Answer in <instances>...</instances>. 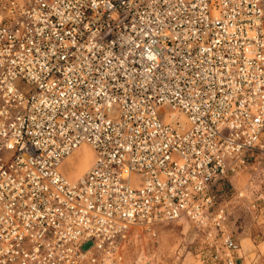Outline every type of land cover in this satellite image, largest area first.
<instances>
[{
  "label": "built area",
  "instance_id": "1",
  "mask_svg": "<svg viewBox=\"0 0 264 264\" xmlns=\"http://www.w3.org/2000/svg\"><path fill=\"white\" fill-rule=\"evenodd\" d=\"M261 150L264 0H0V264H160L124 250L183 220L237 264L226 189Z\"/></svg>",
  "mask_w": 264,
  "mask_h": 264
},
{
  "label": "rangeland",
  "instance_id": "2",
  "mask_svg": "<svg viewBox=\"0 0 264 264\" xmlns=\"http://www.w3.org/2000/svg\"><path fill=\"white\" fill-rule=\"evenodd\" d=\"M93 161V148L83 145L62 165V172L70 181H78ZM228 183L224 226L240 246L236 263L264 264V151L252 153L248 167ZM210 239L218 240L219 249L208 244ZM210 239L192 222L183 220L161 226L155 237L144 233L134 236L124 255L127 260H135L146 253L160 264H225L222 234L214 231Z\"/></svg>",
  "mask_w": 264,
  "mask_h": 264
},
{
  "label": "water",
  "instance_id": "3",
  "mask_svg": "<svg viewBox=\"0 0 264 264\" xmlns=\"http://www.w3.org/2000/svg\"><path fill=\"white\" fill-rule=\"evenodd\" d=\"M90 246V243L85 246V248H88Z\"/></svg>",
  "mask_w": 264,
  "mask_h": 264
},
{
  "label": "bare ground",
  "instance_id": "4",
  "mask_svg": "<svg viewBox=\"0 0 264 264\" xmlns=\"http://www.w3.org/2000/svg\"><path fill=\"white\" fill-rule=\"evenodd\" d=\"M84 158L86 159V156H85V157H82V159H81V160H83Z\"/></svg>",
  "mask_w": 264,
  "mask_h": 264
}]
</instances>
